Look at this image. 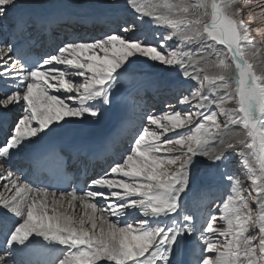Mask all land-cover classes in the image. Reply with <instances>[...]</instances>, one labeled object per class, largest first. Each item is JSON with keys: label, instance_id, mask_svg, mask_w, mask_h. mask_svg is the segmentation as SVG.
Segmentation results:
<instances>
[{"label": "snow or ice", "instance_id": "obj_1", "mask_svg": "<svg viewBox=\"0 0 264 264\" xmlns=\"http://www.w3.org/2000/svg\"><path fill=\"white\" fill-rule=\"evenodd\" d=\"M46 6L0 0V181L11 193L0 200V264H179L182 252L188 264H264V53L243 9L125 0L123 17L115 0L86 3L77 7L113 19L85 38L70 30L89 15L30 11ZM56 28L64 38L35 57L32 31ZM156 72L169 78L149 79ZM146 85L164 109L145 106L127 150L89 174L120 134L123 119L101 129L122 93L144 105ZM234 160L246 179L229 171ZM200 168L228 189L207 212L188 202Z\"/></svg>", "mask_w": 264, "mask_h": 264}, {"label": "rangeland", "instance_id": "obj_2", "mask_svg": "<svg viewBox=\"0 0 264 264\" xmlns=\"http://www.w3.org/2000/svg\"><path fill=\"white\" fill-rule=\"evenodd\" d=\"M40 2L46 4L47 6L31 9L30 11L32 13H34V11L43 12L46 10L55 9L62 5L63 6L71 5L76 10L84 12V13L98 12V14L102 15L103 17L104 15L107 16V13L113 11L110 9L106 10V9H99V8L77 7V5H83L86 3H109L111 4L113 3V0H40ZM115 2L121 6L119 10L120 15L127 16V9L124 7L125 0H115ZM152 2L160 3L162 2V0H152ZM168 2L178 3L180 2V0H168ZM189 2L196 3L197 0H189ZM218 2L222 3L223 0H218ZM234 2L237 7H240L243 9V12L241 13V15L244 18V22L248 24L251 29L250 36L254 38L253 43L261 47L262 53H264V16L261 15V7H260L261 0H234ZM249 9H252V11H248ZM64 12L67 13L66 11ZM177 47H182V45H178ZM145 71L147 72L148 70L145 69ZM256 71H257V74L264 73V65L257 64ZM149 76L150 77H160L159 80L161 81L169 78L168 74L164 72L149 73ZM147 86L148 85H146L145 88H147ZM164 107L162 108V110L164 109ZM168 135H173V134L169 133ZM238 165H239L238 161L234 160L230 162L228 166L229 171H235L241 175L242 179H246V169H244L242 165H239V166ZM195 171H196V175L198 176V180L196 184L193 186L192 192L189 194V201H188L189 206H193V204H195V206L198 208L200 212H207L210 208H213V205L216 201H218L221 198H224L228 189L226 186L220 184L214 177H212L207 172V170L200 168ZM5 190L6 188L4 190H3V187L0 188V194L3 191L2 195L0 196V200L4 198ZM77 205L79 204L77 203ZM74 211L76 214H80V213H77L79 211L77 208H75ZM218 224L222 226V222L218 221ZM185 253H186L185 257H187L188 255L190 256L188 252H185Z\"/></svg>", "mask_w": 264, "mask_h": 264}, {"label": "bare ground", "instance_id": "obj_3", "mask_svg": "<svg viewBox=\"0 0 264 264\" xmlns=\"http://www.w3.org/2000/svg\"><path fill=\"white\" fill-rule=\"evenodd\" d=\"M62 11L63 12L66 11L67 13L76 14V15L87 14L89 16H92V18H100V19L103 18V16L99 15L98 12L84 13V12L76 10L71 5H64V6L62 5V6H59V7L55 8V9L46 10V11H43V12L34 11V13H32V12L31 13L33 15H36V16L52 17V16L60 15L61 14L60 12H62ZM2 32H3V29H0V33H2ZM149 79H157V80H159L160 77H150L149 76ZM133 96H134V94L131 93V92H123L122 93V103L117 105V108L114 110L113 114L111 115L110 120L101 129V132H107V131L111 130L117 124V122L120 121L121 119H123V124H124V122L127 120V115L129 114V112H130V116L132 115L131 111H130V107L132 105V101L130 100V98L133 97ZM129 128H131V127H129ZM129 128L127 129L126 133H122L121 134V136H120L121 139L127 137V135H132V133L135 132V130L133 128H131L133 130H132V133H130ZM18 166H19V162L17 163L16 167H18ZM2 185H3V181H0V188L2 187ZM4 189L5 188H3V190ZM2 192H1L0 196L2 195ZM10 194L11 193L6 188V190L4 191V197L8 196ZM76 208L79 210L77 213H81L83 211V209L80 208L79 205H76ZM77 215H79V214H77ZM185 256H186V253L183 252V253L177 255L175 257V259L179 262V264H188V261L186 260Z\"/></svg>", "mask_w": 264, "mask_h": 264}]
</instances>
